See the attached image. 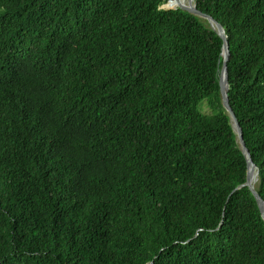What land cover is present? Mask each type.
Returning a JSON list of instances; mask_svg holds the SVG:
<instances>
[{"label": "trees", "instance_id": "trees-1", "mask_svg": "<svg viewBox=\"0 0 264 264\" xmlns=\"http://www.w3.org/2000/svg\"><path fill=\"white\" fill-rule=\"evenodd\" d=\"M167 1L0 0V264H264L222 40ZM194 4L264 201V0Z\"/></svg>", "mask_w": 264, "mask_h": 264}, {"label": "water", "instance_id": "water-1", "mask_svg": "<svg viewBox=\"0 0 264 264\" xmlns=\"http://www.w3.org/2000/svg\"><path fill=\"white\" fill-rule=\"evenodd\" d=\"M169 1L170 0H168L167 2H169ZM160 8L163 9L164 5H162ZM175 9H180V10L185 11V12H187L193 16H196V17H199V18L206 20L207 23L209 24V26L218 34V36L222 40V47H221L222 65H221L220 75H218V78H219L218 79V85H219V91H220L221 105H222L224 111L226 112V114L228 115V117L232 123V128L235 131V134L237 136L239 147H240V149H241V151H242V153L246 159V166H247V173H246L245 182L243 184L235 187L232 190V192L230 193V195L232 193H234L235 191H237L238 189L246 187L251 192V194L253 195V197L257 203L261 219L264 222V213H263L264 201L259 197V195L256 193V191L254 189V183L256 182V178H255L254 183H252V180H251V172L255 171V176L257 175L256 167L253 164L251 157L249 155V152H248V150L244 144V141L242 138L241 128L238 124V121H237V119H236V117H235V115H234V113H233V111L229 105V100H228V95H227V93H228V80L226 78V76H227L226 63L228 60L229 51H228V45H227L226 36L224 34V31H223L222 27L215 20H213L210 16L205 15L196 9L195 4H194V0H191V3H189V6H177L176 8H173L170 10H175ZM147 264H151V262H149Z\"/></svg>", "mask_w": 264, "mask_h": 264}, {"label": "bare ground", "instance_id": "bare-ground-1", "mask_svg": "<svg viewBox=\"0 0 264 264\" xmlns=\"http://www.w3.org/2000/svg\"><path fill=\"white\" fill-rule=\"evenodd\" d=\"M175 2V7L177 6H189V3L191 0H173ZM255 171L251 172V180H252V183L255 182ZM263 213H264V210H263Z\"/></svg>", "mask_w": 264, "mask_h": 264}, {"label": "rangeland", "instance_id": "rangeland-1", "mask_svg": "<svg viewBox=\"0 0 264 264\" xmlns=\"http://www.w3.org/2000/svg\"><path fill=\"white\" fill-rule=\"evenodd\" d=\"M190 3H191V1H190ZM169 7H171V8H175V7L172 6L171 1H170V3H169ZM163 9H164V10H170V8H166V7H165V4H164V8H163Z\"/></svg>", "mask_w": 264, "mask_h": 264}]
</instances>
